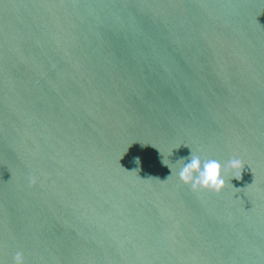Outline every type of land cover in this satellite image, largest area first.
<instances>
[{"label": "water", "instance_id": "obj_1", "mask_svg": "<svg viewBox=\"0 0 264 264\" xmlns=\"http://www.w3.org/2000/svg\"><path fill=\"white\" fill-rule=\"evenodd\" d=\"M191 152L240 178L193 191ZM17 251L264 264V0H0V264Z\"/></svg>", "mask_w": 264, "mask_h": 264}, {"label": "clouds", "instance_id": "obj_2", "mask_svg": "<svg viewBox=\"0 0 264 264\" xmlns=\"http://www.w3.org/2000/svg\"><path fill=\"white\" fill-rule=\"evenodd\" d=\"M139 159L137 158L136 161ZM187 160L179 170V180L187 185L193 191H211L220 194L226 185L225 174L229 171L237 173L232 178L239 179L244 162L239 157H233L225 164L217 159H202L199 155L191 152L190 157L182 158L181 161ZM163 163V161H162ZM164 164V163H163ZM31 183H36V178H30ZM13 264H25L24 253L17 251L13 257Z\"/></svg>", "mask_w": 264, "mask_h": 264}]
</instances>
